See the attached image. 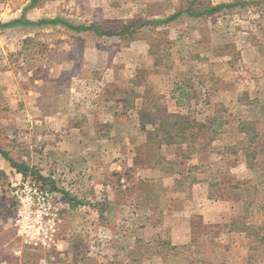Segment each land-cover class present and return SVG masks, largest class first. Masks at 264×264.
I'll use <instances>...</instances> for the list:
<instances>
[{"label": "rangeland", "instance_id": "obj_1", "mask_svg": "<svg viewBox=\"0 0 264 264\" xmlns=\"http://www.w3.org/2000/svg\"><path fill=\"white\" fill-rule=\"evenodd\" d=\"M218 5L223 7L194 15ZM139 51L144 64L172 80L174 96L190 106L170 116L160 107L161 118L154 121L161 134L140 149V164L124 169L121 179L111 175L93 197L77 194L90 192L86 179L94 174L84 167L72 176L61 166L58 153H73L52 145L73 136H56L54 113L71 111L72 95L89 98L87 88L79 94L73 85L91 86L98 97L110 62L131 68L126 59ZM149 72H142L144 79ZM262 108L264 0H0V148L11 157L4 158L10 175L0 169V264H264ZM197 112L202 117L193 120ZM151 121L145 122L149 131ZM171 138L190 150L201 146L202 161L219 160L217 150L225 157L202 166V177L218 178L212 194L229 198L217 204L216 220L192 216V246L173 245L150 229L165 223L162 208L170 200L164 188L170 182L164 174L191 170L184 163L157 169L173 151L155 148ZM237 156L247 168L233 167ZM26 177L62 200L57 246H33L17 232L10 188ZM222 180L225 189L218 186ZM180 181L178 187L187 186ZM100 256L105 260L96 263Z\"/></svg>", "mask_w": 264, "mask_h": 264}, {"label": "crops", "instance_id": "obj_2", "mask_svg": "<svg viewBox=\"0 0 264 264\" xmlns=\"http://www.w3.org/2000/svg\"><path fill=\"white\" fill-rule=\"evenodd\" d=\"M127 49L126 51H128ZM89 50L99 53V49L96 47H91ZM115 59L117 57L114 58V61H116ZM145 59L147 58L139 51L134 52L126 59V61H133L131 68H127L130 65L111 64L110 62V66H107L109 79L107 78L106 82L102 79L101 84L103 86L100 88L102 94L97 97V94L92 92L93 87L91 86L73 85L71 90H74L73 92L75 93L79 92L78 89L87 88L84 92L89 94V98L82 99V101L76 98L78 100L76 102L75 96L71 93L72 101H70V106H73H71V111L69 109L62 110L63 108L61 107V110L59 109L57 113H54L55 124L53 129L56 136H73V139L67 138V142L64 143L58 138V141L52 145L55 149H68L73 153L70 156H67L66 152L58 153L61 166L69 167L73 173L72 176L75 175L76 171L77 175L80 176L82 174L81 169L84 167L94 174L92 180L86 179L88 183H92L90 192L87 189L81 192L77 190V194L87 193V195L93 197L98 192L97 187L99 184L102 185V183L108 182V178L111 175L115 174L121 179L119 173L124 172V169L130 166L137 167L140 164V149L142 147H151V144L146 141L152 140L161 134L157 126L158 123L154 121L161 118L158 114L161 108H164L170 116L173 115L171 112L185 111V108L190 106L189 103H185L174 96L175 83L168 78L161 79L156 68H148L144 64ZM84 66L86 68L93 67L95 64H84ZM146 70L150 71V78L147 80L144 79V74H142ZM133 78L135 79L132 80ZM181 89H184V85ZM198 104L201 106L202 101H198ZM260 111L264 112V108ZM46 115L47 113L43 115V118L48 119ZM201 117L202 114L197 112V116L192 119L200 120ZM147 120H152L151 125L153 127L150 128L151 131L148 130L145 123ZM45 124H47L46 120ZM48 126L52 128L50 124ZM197 128L200 133L202 129L200 122ZM161 131L163 132V130ZM47 132L45 131L44 133L48 136ZM166 132L169 133L168 130ZM132 135L135 136L130 138L129 136ZM92 136L94 137L93 139ZM172 141L173 138L167 144H157L155 149L159 151L163 150L164 147L173 151L171 156H164L159 165L156 163L157 169L163 166L184 163L183 165L188 166L191 170L163 173L165 177L163 178L166 180L167 177L168 182H170L164 188V190H167L166 197H168L170 202L162 208L165 214V223L162 225L153 224L150 229L156 231L155 234L158 238L165 236L168 242L173 245L192 246L195 241L194 226L191 221L192 216L198 214L200 216L203 215L206 219L216 220L220 216L219 213L221 211L217 204L226 202L229 198L224 199L212 194V187L218 178L216 176L202 177V166H214L225 157L223 151L217 150L213 151V154L218 156L219 160L202 161L201 146L190 150L187 144L176 146ZM242 151L237 154H241ZM4 158L10 159L11 157L8 153L1 151L0 148V169L6 175H10L9 169L5 168L8 162ZM234 162V168L235 166L238 168L241 165L246 168L248 166L247 161L241 160L239 156L234 158ZM102 171L103 177L101 178L100 174ZM99 176L100 178H98ZM180 179H183L187 186L178 187L177 183L182 182ZM81 180L78 183L76 182V184H78V187L83 188L79 185ZM218 186L225 189L226 182L222 180L218 183ZM202 204L205 205L203 209ZM1 209L0 212L2 211ZM101 258L102 260H100ZM103 259L105 260V258L100 256L95 261L97 263V261H104Z\"/></svg>", "mask_w": 264, "mask_h": 264}, {"label": "built area", "instance_id": "obj_3", "mask_svg": "<svg viewBox=\"0 0 264 264\" xmlns=\"http://www.w3.org/2000/svg\"><path fill=\"white\" fill-rule=\"evenodd\" d=\"M13 222L17 232L36 247H54L62 221L61 198L32 177L12 183Z\"/></svg>", "mask_w": 264, "mask_h": 264}, {"label": "trees", "instance_id": "obj_4", "mask_svg": "<svg viewBox=\"0 0 264 264\" xmlns=\"http://www.w3.org/2000/svg\"><path fill=\"white\" fill-rule=\"evenodd\" d=\"M222 7H223V5H218V6H215V7H207L204 10H202V12H197L196 11L194 13V15H200V14H204V13H210V12L216 11L218 9H221ZM186 11H189V10H186ZM58 21L59 20H41V21L38 22V24H50V23H56ZM20 22H22V21L16 20L13 23H20ZM90 28H93V26H91V27H83V26L76 27V29H90ZM14 165H16L18 167H22V168L28 169L27 166H25L23 164H16L15 163Z\"/></svg>", "mask_w": 264, "mask_h": 264}]
</instances>
